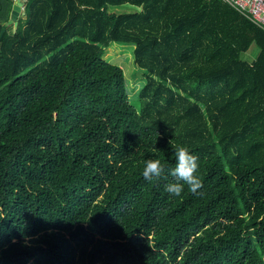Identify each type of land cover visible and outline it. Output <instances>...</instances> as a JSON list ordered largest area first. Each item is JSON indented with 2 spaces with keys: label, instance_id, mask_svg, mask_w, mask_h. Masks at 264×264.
Instances as JSON below:
<instances>
[{
  "label": "trees",
  "instance_id": "1",
  "mask_svg": "<svg viewBox=\"0 0 264 264\" xmlns=\"http://www.w3.org/2000/svg\"><path fill=\"white\" fill-rule=\"evenodd\" d=\"M25 2L12 30L0 0V264H264V31L220 0ZM180 146L203 186L172 197Z\"/></svg>",
  "mask_w": 264,
  "mask_h": 264
},
{
  "label": "rangeland",
  "instance_id": "2",
  "mask_svg": "<svg viewBox=\"0 0 264 264\" xmlns=\"http://www.w3.org/2000/svg\"><path fill=\"white\" fill-rule=\"evenodd\" d=\"M107 11L108 13L113 14H129L140 11V8L128 4H123L120 6L109 7ZM14 29L15 28L13 27L12 30ZM133 49L134 45L131 44L110 43L103 50L102 58L106 61L107 64L115 66L121 70L125 81L129 103L133 105L136 110H139L140 105L138 100V93L142 86L145 84L146 73L135 66ZM257 55L258 48L255 45H252L248 52L243 55V59L252 61L257 57Z\"/></svg>",
  "mask_w": 264,
  "mask_h": 264
},
{
  "label": "clouds",
  "instance_id": "3",
  "mask_svg": "<svg viewBox=\"0 0 264 264\" xmlns=\"http://www.w3.org/2000/svg\"><path fill=\"white\" fill-rule=\"evenodd\" d=\"M173 152L176 166L170 171V175L175 182L167 183L164 187L165 192L172 197H178L187 186L191 193L198 194L203 186L201 179L197 176L198 158L183 146L174 147ZM164 171V165L159 160L149 159L145 162L142 176L146 181L151 182L153 179H160L164 175Z\"/></svg>",
  "mask_w": 264,
  "mask_h": 264
},
{
  "label": "built area",
  "instance_id": "4",
  "mask_svg": "<svg viewBox=\"0 0 264 264\" xmlns=\"http://www.w3.org/2000/svg\"><path fill=\"white\" fill-rule=\"evenodd\" d=\"M264 31V0H220Z\"/></svg>",
  "mask_w": 264,
  "mask_h": 264
},
{
  "label": "water",
  "instance_id": "5",
  "mask_svg": "<svg viewBox=\"0 0 264 264\" xmlns=\"http://www.w3.org/2000/svg\"><path fill=\"white\" fill-rule=\"evenodd\" d=\"M25 1L28 0H12V7L9 14V18L4 24L5 26L13 25V27H16V22L20 17H24L23 10V3H26ZM3 33V30H2Z\"/></svg>",
  "mask_w": 264,
  "mask_h": 264
},
{
  "label": "crops",
  "instance_id": "6",
  "mask_svg": "<svg viewBox=\"0 0 264 264\" xmlns=\"http://www.w3.org/2000/svg\"><path fill=\"white\" fill-rule=\"evenodd\" d=\"M22 12L24 13V5H23V10H22ZM20 18L22 19L23 17H20ZM20 18H19V19H20Z\"/></svg>",
  "mask_w": 264,
  "mask_h": 264
}]
</instances>
